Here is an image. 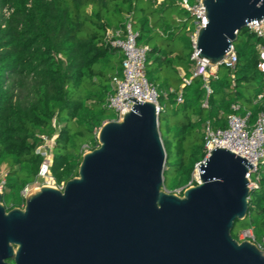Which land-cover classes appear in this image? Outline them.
Segmentation results:
<instances>
[{"label": "trees", "instance_id": "1", "mask_svg": "<svg viewBox=\"0 0 264 264\" xmlns=\"http://www.w3.org/2000/svg\"><path fill=\"white\" fill-rule=\"evenodd\" d=\"M183 0H0V170L7 171L3 204L24 207L22 191L35 181L43 138L54 136L51 173L56 183L78 177L84 150L98 147L97 132L116 120L107 108L113 77L121 75L122 56L107 41L108 30L130 22L137 44L147 47L145 73L156 86L167 162L163 188L184 189L206 158L204 129L226 128L231 114L253 124L264 111V71L259 69L264 38L248 29L238 34L234 68L220 66L204 82L193 77L177 102L182 79L193 76V48L187 28L192 18ZM191 3L194 0H189ZM263 96L258 101L259 96ZM208 102V108L202 106ZM239 110L234 111L233 105ZM258 188L249 199L248 217L235 224L264 237V162ZM196 185V183H194Z\"/></svg>", "mask_w": 264, "mask_h": 264}, {"label": "water", "instance_id": "2", "mask_svg": "<svg viewBox=\"0 0 264 264\" xmlns=\"http://www.w3.org/2000/svg\"><path fill=\"white\" fill-rule=\"evenodd\" d=\"M198 59L223 60L238 34L264 19V0H204ZM134 106L97 132L78 177L63 191L31 189L7 210L0 192V264H264V251L233 238L248 217L253 166L215 148L181 196L164 188L166 152L153 103Z\"/></svg>", "mask_w": 264, "mask_h": 264}, {"label": "built area", "instance_id": "3", "mask_svg": "<svg viewBox=\"0 0 264 264\" xmlns=\"http://www.w3.org/2000/svg\"><path fill=\"white\" fill-rule=\"evenodd\" d=\"M202 1L204 0H194L191 3L189 0H183L180 3L181 8L189 13L192 18L191 25L187 28L186 32L193 48L191 60L194 61V65L192 69L193 76L191 78H188L182 70H179L182 86L176 98L178 103L182 102L184 86L188 85L193 77H199L203 80L208 97L211 94L209 87L210 79L216 77L218 69V67H211L206 60L198 59V53L196 52L198 32L207 26L205 8ZM162 2L163 0H157L156 4L160 5ZM247 29L258 37L264 38V19L249 23ZM137 37L138 35L133 30L130 22H127L123 29L116 31L108 30L107 32V41L122 56L121 75L113 77L111 82L112 94L109 95L107 100V108L116 115V120L114 121L120 119L121 114L132 110L134 106L132 101L124 103L125 100L130 98H134L142 103H153L158 114L163 110V107L159 103L157 88L148 81L145 73L148 49L145 46L137 44ZM259 51V69L264 71V48L260 46ZM236 63L237 56L234 46H232L223 60V66L234 68ZM262 99L263 96L261 95L258 101ZM202 106L208 108L207 100L203 102ZM232 109L238 111L239 106L235 104L232 106ZM204 135L206 158H208L209 153L215 148L227 149L235 155L244 158L254 167L253 171L247 174L246 178L250 181V188L253 191L256 190L259 184V177L257 176L258 167L259 164L264 162V111L257 116L253 124L249 121V114L243 117L234 113L228 116L226 128H214L210 123H207ZM54 145L55 138L53 136L51 138H43L42 143L37 147L36 153L42 158V164L33 184L27 186L22 191L21 195L23 198H25L31 189L35 188L52 187L61 191L64 190L66 183H56L51 173ZM6 175V169L2 168L0 171V192L2 194ZM191 186H194L192 182L184 189L176 190L174 194L181 196L184 190ZM236 240L239 243L249 241L264 251V237L258 241L252 228L242 230L238 233Z\"/></svg>", "mask_w": 264, "mask_h": 264}, {"label": "rangeland", "instance_id": "4", "mask_svg": "<svg viewBox=\"0 0 264 264\" xmlns=\"http://www.w3.org/2000/svg\"><path fill=\"white\" fill-rule=\"evenodd\" d=\"M157 1V0H156ZM110 120H108V121H106V122H109ZM90 150L87 148V149H85L84 150V154L85 153H87V152H89ZM2 170V169H1ZM0 170V171H1ZM199 181V177L197 176V169L195 168V171H194V173H193V175H192V180H191V182L194 184V183H197ZM190 182V183H191ZM167 192H170V193H175V191L176 190H174V191H172V190H170V189H168V188H164ZM242 230H239L238 231V233H240Z\"/></svg>", "mask_w": 264, "mask_h": 264}, {"label": "bare ground", "instance_id": "5", "mask_svg": "<svg viewBox=\"0 0 264 264\" xmlns=\"http://www.w3.org/2000/svg\"><path fill=\"white\" fill-rule=\"evenodd\" d=\"M197 176L199 177V174L197 173Z\"/></svg>", "mask_w": 264, "mask_h": 264}, {"label": "crops", "instance_id": "6", "mask_svg": "<svg viewBox=\"0 0 264 264\" xmlns=\"http://www.w3.org/2000/svg\"><path fill=\"white\" fill-rule=\"evenodd\" d=\"M178 70H181V69H178Z\"/></svg>", "mask_w": 264, "mask_h": 264}]
</instances>
